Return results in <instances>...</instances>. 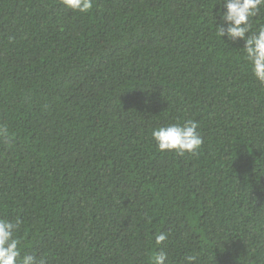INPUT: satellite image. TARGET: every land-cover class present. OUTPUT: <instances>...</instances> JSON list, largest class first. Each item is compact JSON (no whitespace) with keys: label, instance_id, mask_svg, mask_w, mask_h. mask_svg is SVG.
Returning a JSON list of instances; mask_svg holds the SVG:
<instances>
[{"label":"trees","instance_id":"1","mask_svg":"<svg viewBox=\"0 0 264 264\" xmlns=\"http://www.w3.org/2000/svg\"><path fill=\"white\" fill-rule=\"evenodd\" d=\"M222 3L0 0V219L22 220L21 255L264 264V85L217 35ZM188 120L201 147L159 151L152 130Z\"/></svg>","mask_w":264,"mask_h":264},{"label":"clouds","instance_id":"2","mask_svg":"<svg viewBox=\"0 0 264 264\" xmlns=\"http://www.w3.org/2000/svg\"><path fill=\"white\" fill-rule=\"evenodd\" d=\"M61 3L69 11L84 14L93 7V0H61ZM262 7L264 0H223L216 13L221 26H216V21L215 26L220 40L227 37L232 41H243V58L253 77L264 85V25L252 31L251 23V19L259 14ZM197 129L198 123L188 120L183 124L173 123L153 129L151 137L161 152L194 154L203 144ZM6 132V128L0 127V134ZM22 223L20 218L0 219V264H46L44 258L38 259L33 254L21 255V241L16 233ZM166 239L167 234L161 232L155 236L154 243L160 245ZM166 260L167 254L161 250L150 257V264H165ZM184 261L185 264H197L198 257L186 255Z\"/></svg>","mask_w":264,"mask_h":264}]
</instances>
